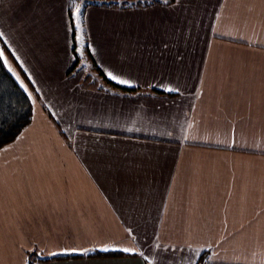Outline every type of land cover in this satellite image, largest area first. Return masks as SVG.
I'll return each mask as SVG.
<instances>
[{"label":"crops","instance_id":"crops-1","mask_svg":"<svg viewBox=\"0 0 264 264\" xmlns=\"http://www.w3.org/2000/svg\"><path fill=\"white\" fill-rule=\"evenodd\" d=\"M112 1L0 0V264H264V0Z\"/></svg>","mask_w":264,"mask_h":264},{"label":"trees","instance_id":"trees-1","mask_svg":"<svg viewBox=\"0 0 264 264\" xmlns=\"http://www.w3.org/2000/svg\"><path fill=\"white\" fill-rule=\"evenodd\" d=\"M70 10L77 4L75 0H68ZM79 8H100L105 6V0H82ZM111 7H125L123 3L112 1ZM0 49L9 55V49L0 37ZM31 95L20 85L15 76L7 67L4 58L0 60V150L15 142L20 134L33 122L34 105L32 95L35 96L33 88L30 87ZM101 253H91L90 256H101ZM122 256V254H107ZM202 264V263H201Z\"/></svg>","mask_w":264,"mask_h":264},{"label":"snow or ice","instance_id":"snow-or-ice-1","mask_svg":"<svg viewBox=\"0 0 264 264\" xmlns=\"http://www.w3.org/2000/svg\"><path fill=\"white\" fill-rule=\"evenodd\" d=\"M80 16H81V11H80V8L77 7L76 8V20H77V24H76V27H79V19H80ZM4 33L3 32H0V37H3ZM4 58V51L3 49H0V60H2ZM109 76L112 80L116 81V83L118 84H124V85H130L129 81L128 80H125V79H118L116 75H112L111 73H109ZM152 86V85H150ZM157 87H160V85H156ZM167 91H172L173 89H166ZM75 251V250H73ZM101 251H110V249L108 248H104V249H101ZM121 251H124V252H128L129 249H122ZM53 255H57V253H53Z\"/></svg>","mask_w":264,"mask_h":264},{"label":"rangeland","instance_id":"rangeland-1","mask_svg":"<svg viewBox=\"0 0 264 264\" xmlns=\"http://www.w3.org/2000/svg\"><path fill=\"white\" fill-rule=\"evenodd\" d=\"M81 1H82V0H75V1H74V3L77 4V5L73 8V13L76 14V8L79 7V6H78V3L81 2ZM75 19H76V17H75ZM75 55L78 56V57L81 55V47H80V46L77 48V51L75 52ZM81 61H82V60H81ZM81 61H80V63H81ZM84 66H85V63H84V61H83V63L80 64L79 68H82V67H84Z\"/></svg>","mask_w":264,"mask_h":264}]
</instances>
